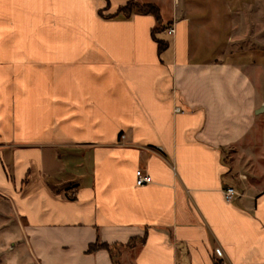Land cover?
<instances>
[{
    "label": "crops",
    "instance_id": "1",
    "mask_svg": "<svg viewBox=\"0 0 264 264\" xmlns=\"http://www.w3.org/2000/svg\"><path fill=\"white\" fill-rule=\"evenodd\" d=\"M130 1L0 0V264H264V0Z\"/></svg>",
    "mask_w": 264,
    "mask_h": 264
},
{
    "label": "trees",
    "instance_id": "2",
    "mask_svg": "<svg viewBox=\"0 0 264 264\" xmlns=\"http://www.w3.org/2000/svg\"><path fill=\"white\" fill-rule=\"evenodd\" d=\"M125 14L126 16H131L133 13H138V14H152L156 17L157 20V24L153 29V36L154 38L157 40L158 42V46H159V51H163L164 49L167 48L168 44L163 41V40H159L156 38V34L159 32L163 31V24H162V19H161V14H160V8L158 5L154 4V3H139L135 0H131L130 2H128L126 5L121 6L116 14L114 15H118V14ZM101 14L103 15V12H101ZM114 15H109V16H105L106 18H111L114 17ZM145 241V237L144 238H132L127 244H123V245H109L106 243H96V244H92L89 248L90 252L99 250V249H108L109 251H111L112 253L114 252L115 249H117L118 247H127V248H132L135 245H137L138 243H143ZM114 263L115 264H119V259L117 258V256L114 254ZM216 264H220V262H217Z\"/></svg>",
    "mask_w": 264,
    "mask_h": 264
},
{
    "label": "rangeland",
    "instance_id": "3",
    "mask_svg": "<svg viewBox=\"0 0 264 264\" xmlns=\"http://www.w3.org/2000/svg\"><path fill=\"white\" fill-rule=\"evenodd\" d=\"M1 198V197H0ZM11 206L9 202L0 200V258L11 257L12 254L17 252L19 249L13 250L12 239H9L10 232L13 233L15 225L19 224L18 218L10 210ZM11 242V243H10ZM14 242H18V239H15Z\"/></svg>",
    "mask_w": 264,
    "mask_h": 264
},
{
    "label": "built area",
    "instance_id": "4",
    "mask_svg": "<svg viewBox=\"0 0 264 264\" xmlns=\"http://www.w3.org/2000/svg\"><path fill=\"white\" fill-rule=\"evenodd\" d=\"M176 31L175 27H170L168 29V32L170 34H174ZM177 111L180 112L181 109L180 108H177ZM122 138L124 139L125 138V135L122 136ZM136 176H137V180H136V183L138 186H143L149 182H151V176L144 172L143 170L139 169L137 172H136ZM240 195V192L234 188V187H227L224 189V196H225V199L229 202L231 201H234L237 197H239ZM215 254L216 256L221 260L220 264H228V262H226L225 260V252H224V249L221 247V246H217L215 248Z\"/></svg>",
    "mask_w": 264,
    "mask_h": 264
}]
</instances>
